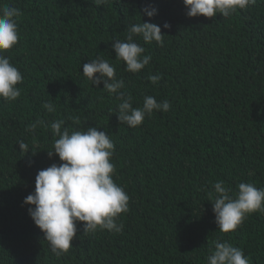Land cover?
Returning <instances> with one entry per match:
<instances>
[{
  "label": "trees",
  "instance_id": "trees-1",
  "mask_svg": "<svg viewBox=\"0 0 264 264\" xmlns=\"http://www.w3.org/2000/svg\"><path fill=\"white\" fill-rule=\"evenodd\" d=\"M3 5L23 13L19 43L4 54L24 79L19 98L0 99V264H208L216 241L242 249L249 264H264V213L222 233L208 195L217 181L233 193L240 182L264 188V0L228 18L188 17L183 0H0ZM148 7L157 14L145 15ZM142 22L161 27L164 46L136 37L152 59L131 73L112 45ZM98 56L115 67L134 108L151 95L167 100L170 110L136 128L122 124L121 101L82 73ZM150 75L161 77L158 85ZM38 120L44 124L28 132ZM57 120L70 132L97 127L110 135L113 179L130 197L129 211L119 217L122 231L85 234V222H77L73 247L59 257L24 203L38 172L61 163L48 155Z\"/></svg>",
  "mask_w": 264,
  "mask_h": 264
},
{
  "label": "clouds",
  "instance_id": "clouds-1",
  "mask_svg": "<svg viewBox=\"0 0 264 264\" xmlns=\"http://www.w3.org/2000/svg\"><path fill=\"white\" fill-rule=\"evenodd\" d=\"M107 0H95L96 4ZM188 17L204 16L214 18L220 14L228 18L238 10L246 9L256 0H183ZM158 10L154 7L145 8L144 14L153 17ZM22 11L8 5L0 6V99L6 102L15 101L21 95L18 84L23 83V74L10 63L5 52H10L20 39L18 20ZM170 28L169 24L164 25ZM161 27L155 23L142 22L127 29L124 40L116 39L112 47L116 59L126 62V70L139 73L152 59L144 55L145 48L135 42L141 37L145 43L155 41L164 46ZM83 75L97 88L103 83V91L116 96L118 104V120L130 128L141 126L145 117L154 112L170 110L167 100H157L147 95L142 107H133L132 96L122 91L125 82L116 78V70L108 60L97 57L83 65ZM98 74V75H97ZM153 85H158L161 77H148ZM48 112H54L51 103L43 105ZM76 123H79L78 118ZM64 120L51 123L50 128L56 137L53 151H48L50 158L57 156L60 164L53 163L50 167L40 170L36 176L35 191L29 194L24 203L30 205L28 211L34 223L42 230L56 256L67 253L77 237V222L84 223V233L94 234L97 230L114 232L122 231L119 222L121 214L129 211L130 197L113 179L115 165L111 162L115 152V144L105 131L97 127L87 130H74L63 127ZM38 120L27 126V131L35 134ZM63 129V130H62ZM22 151L29 152L24 141L19 142ZM208 192L213 197V212L219 231L230 233L242 226L245 219L253 213H264V188H257L252 183L240 182L235 193L217 181ZM208 264H249V259L242 249L232 246L227 241L214 242V250L207 257Z\"/></svg>",
  "mask_w": 264,
  "mask_h": 264
}]
</instances>
